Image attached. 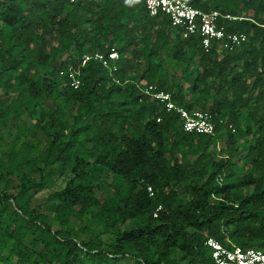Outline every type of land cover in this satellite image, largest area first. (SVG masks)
Returning a JSON list of instances; mask_svg holds the SVG:
<instances>
[{
  "label": "trees",
  "instance_id": "trees-1",
  "mask_svg": "<svg viewBox=\"0 0 264 264\" xmlns=\"http://www.w3.org/2000/svg\"><path fill=\"white\" fill-rule=\"evenodd\" d=\"M185 1L246 40L205 50L144 0H0V264H215L208 237L264 250V0ZM148 85L214 133L184 131Z\"/></svg>",
  "mask_w": 264,
  "mask_h": 264
},
{
  "label": "built area",
  "instance_id": "built-area-1",
  "mask_svg": "<svg viewBox=\"0 0 264 264\" xmlns=\"http://www.w3.org/2000/svg\"><path fill=\"white\" fill-rule=\"evenodd\" d=\"M144 2L150 16H156L159 13L167 15L171 26L180 28L183 37L199 34L205 50L210 47L214 40L229 49L246 40L244 33L227 32L224 25L220 24V19L232 20L236 18L230 14L215 9L205 11L192 7L185 0H144ZM118 58V52L114 49L106 54L103 52L84 53L81 56V64L84 65L93 59L101 62L104 66H109L110 62L116 61ZM111 68L115 70L116 66L113 65ZM79 83L78 79H74L72 86L77 88ZM142 93L163 103L167 111H176L180 115L184 131L208 135L214 133V123L208 111L188 110L177 106L169 92L156 90L154 85L146 86L142 89ZM146 189L149 196H152L154 193L152 187L148 185ZM160 209L161 206L158 205L153 212L154 217L157 216ZM205 245L211 250V257L215 264H264V250L260 248L226 247L213 237H208Z\"/></svg>",
  "mask_w": 264,
  "mask_h": 264
},
{
  "label": "rangeland",
  "instance_id": "rangeland-1",
  "mask_svg": "<svg viewBox=\"0 0 264 264\" xmlns=\"http://www.w3.org/2000/svg\"><path fill=\"white\" fill-rule=\"evenodd\" d=\"M64 180L65 179H63V178L59 179L57 184L62 186L64 184ZM45 195H46V193L43 192V193H40L37 196H35V198L32 200L31 205L32 206L40 205V206L43 207L45 205V203H46ZM127 264H132V263H127Z\"/></svg>",
  "mask_w": 264,
  "mask_h": 264
}]
</instances>
